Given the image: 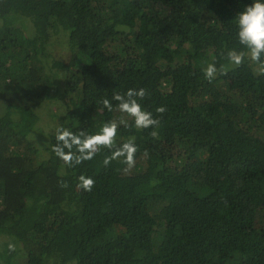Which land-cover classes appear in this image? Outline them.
<instances>
[{
	"label": "trees",
	"instance_id": "obj_1",
	"mask_svg": "<svg viewBox=\"0 0 264 264\" xmlns=\"http://www.w3.org/2000/svg\"><path fill=\"white\" fill-rule=\"evenodd\" d=\"M252 2L0 0V264H264V75L227 59ZM140 88L159 139L101 111ZM107 121L135 138L130 171L52 152L57 128Z\"/></svg>",
	"mask_w": 264,
	"mask_h": 264
},
{
	"label": "clouds",
	"instance_id": "obj_2",
	"mask_svg": "<svg viewBox=\"0 0 264 264\" xmlns=\"http://www.w3.org/2000/svg\"><path fill=\"white\" fill-rule=\"evenodd\" d=\"M238 28V40L240 45L246 51H237L235 49L227 52V59L231 65L239 67L244 63L245 58H249L252 64L256 66V71L264 75V0H253L245 6L244 10L235 17ZM205 79L211 82L217 75V68L214 63H209L203 69ZM148 93L140 88L128 89L125 93L115 92L111 99L104 98L101 101V111H113V101L116 102L115 110L131 119V125L128 121L121 119L120 124L125 127L134 126L136 129H152L149 135L153 139H159L157 129L160 126V117L167 111L164 106L156 108L159 116L154 117L149 111L144 110L140 101ZM118 123L116 121L105 122L100 130L94 134H87L80 131L79 134L60 127L56 129V144L52 147V152L58 157L65 166L74 168L85 161H91L101 151L107 150L108 155L103 159V165L109 166L112 161H118L125 165V172L130 171L136 164V153L138 146L135 138H129L125 142L117 143ZM147 155V152L144 153ZM61 187H68L66 182H61ZM77 188L85 192H91L95 186V181L89 176L81 174L78 177ZM8 251L14 252L15 245L8 244Z\"/></svg>",
	"mask_w": 264,
	"mask_h": 264
},
{
	"label": "rangeland",
	"instance_id": "obj_3",
	"mask_svg": "<svg viewBox=\"0 0 264 264\" xmlns=\"http://www.w3.org/2000/svg\"><path fill=\"white\" fill-rule=\"evenodd\" d=\"M53 53H54V55L56 57H58V56L61 55V50L59 48H56V49H54ZM43 129L46 132V131H49L50 130V127H47L46 125H44V128Z\"/></svg>",
	"mask_w": 264,
	"mask_h": 264
}]
</instances>
